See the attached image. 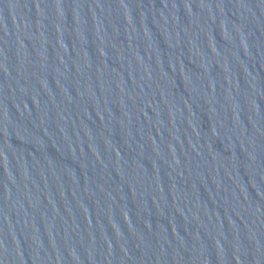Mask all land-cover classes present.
I'll list each match as a JSON object with an SVG mask.
<instances>
[{
  "label": "water",
  "instance_id": "1",
  "mask_svg": "<svg viewBox=\"0 0 264 264\" xmlns=\"http://www.w3.org/2000/svg\"><path fill=\"white\" fill-rule=\"evenodd\" d=\"M0 264H264V0H0Z\"/></svg>",
  "mask_w": 264,
  "mask_h": 264
}]
</instances>
